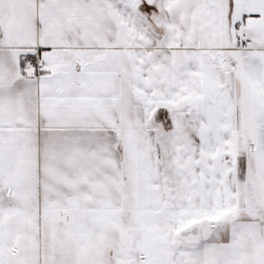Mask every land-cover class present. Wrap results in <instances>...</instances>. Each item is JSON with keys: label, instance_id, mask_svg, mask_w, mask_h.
<instances>
[{"label": "snow or ice", "instance_id": "obj_1", "mask_svg": "<svg viewBox=\"0 0 264 264\" xmlns=\"http://www.w3.org/2000/svg\"><path fill=\"white\" fill-rule=\"evenodd\" d=\"M0 264H264V0H0Z\"/></svg>", "mask_w": 264, "mask_h": 264}]
</instances>
